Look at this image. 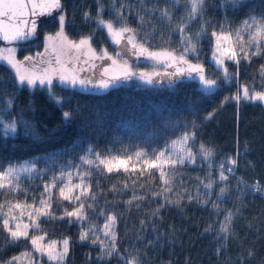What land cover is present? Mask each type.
<instances>
[{
	"label": "trees",
	"instance_id": "trees-1",
	"mask_svg": "<svg viewBox=\"0 0 264 264\" xmlns=\"http://www.w3.org/2000/svg\"><path fill=\"white\" fill-rule=\"evenodd\" d=\"M120 2L132 6L125 9L127 23L132 28H138L140 21L137 12L140 0H118V4ZM62 3L66 5L69 14L73 11V5L79 9L74 16L70 15L72 24L65 31L83 36L95 32L91 45L99 52L107 42L106 31L98 30L95 23L82 21L85 10L90 11L93 16L96 15L97 0H62ZM220 3L221 0L207 2L204 19L211 22L209 32L212 26L224 23L225 19L232 27H238L250 9L255 10L254 14L264 12V0H243L244 6L235 10L230 7L222 9ZM102 4L106 9L104 19H111L109 12L112 0H102ZM154 5L162 8L165 0H146L145 7L152 8ZM182 13L183 10L177 8L174 16L179 17ZM144 15L145 21L151 20L157 28L153 45L162 44L160 34H163L166 38L170 36L171 47L178 46L180 36L173 31L175 25L169 27L161 24L158 12L152 18ZM55 22L56 19L53 18L42 23L39 36L47 31L48 24ZM198 26L199 21H193L191 32L197 31ZM144 31L151 33L152 29L145 28ZM73 38L77 40L80 37ZM199 47L200 60L206 71L216 74L218 69L211 59L209 37L202 38ZM190 59L195 62L194 57ZM261 64H264V56L253 57L250 64L242 60L239 64L238 82L222 83L221 88L211 95L197 91L199 82L186 78L178 82L175 88H170L166 81L155 85L119 83L100 92H79L56 85L53 91L64 100L62 106L51 100L44 88L17 89L11 113L6 119H16L18 130L15 135L8 137H3L0 131V166L6 168L9 164L34 162L37 169L49 168L51 171L43 173L37 180V184H43L51 179L53 173L59 174L60 168L69 161L74 165L80 164L79 157L85 154L89 145L101 153L109 150L115 153L123 147H128L131 152L136 150L134 146L157 148L165 140L175 139L184 131V127L174 128L173 125L195 121L196 137L190 142L193 152L197 153L195 163L177 167L175 174L169 173L173 179L171 192L153 197V192L162 191L163 182L155 177L150 178L147 173L145 176H134L130 179L124 173H105L99 176L94 174L91 180L93 191L98 193L97 207L105 210V213L117 215L115 229L118 247L123 251L137 245L140 252L144 253V264H239L241 258H245L244 264H264V104L246 101L237 104L229 101L220 107L224 98L234 95L241 85H254L257 91L261 90L258 74ZM226 66L230 73L237 71V66L232 61H226ZM5 72L6 69L0 67V75H5ZM5 91L11 94L12 85L8 84ZM3 98L6 97H0ZM83 105L87 107L76 113L72 119L64 120L63 112H73ZM214 109L215 116L211 120H205L204 117ZM85 117L91 121L88 126H85ZM25 124L30 125V128L26 129ZM200 144L214 150L211 166L209 161L199 155ZM237 152L240 155L234 175L226 173L230 182L228 194L217 200L219 187L224 186L217 183L213 185L212 196H205L207 189L200 181L205 180L209 173L218 181L220 162L226 161L229 156H235ZM155 175L158 177L159 173L156 172ZM237 178L249 186L259 182L262 191L254 192L242 184L238 192ZM132 180L137 181L136 193L145 197L143 201H139V209H129L125 203L133 195ZM97 182L99 188L95 187ZM125 183L128 184L127 188L124 187ZM113 185L119 190L113 192ZM28 190L30 194L39 195L43 187L40 185ZM177 193L185 197L180 201L179 207L168 205L161 209L159 217H151L152 210L164 203V196L176 200ZM189 195H199L201 201L209 202L203 206L196 200L190 202L187 199ZM213 201L218 204L219 211L213 209ZM64 204L67 205V202ZM237 208L239 213L235 215L232 224L233 237L229 238L225 251L216 255L219 246L216 237L220 222L224 220L226 210L236 212ZM53 211L61 213L62 209L53 208ZM141 220L146 222L143 241L159 235L158 246L154 243L152 247H145L143 241L136 239L137 233L141 231ZM104 221L105 217L97 212L86 223L102 227ZM209 225H212L213 231L206 233L204 230ZM153 226L156 231H153ZM41 227L50 233L48 239L60 240L65 236L70 238V252L66 264H101L95 259L99 254V247L90 241H80L81 224H70L66 218L63 221H49ZM97 234L104 239L101 232ZM3 236L4 233L0 232V239ZM25 250L23 243L14 246L0 245V264ZM27 250L31 252L30 245ZM249 250L254 252V256L246 259ZM110 264H118L117 259L112 258Z\"/></svg>",
	"mask_w": 264,
	"mask_h": 264
},
{
	"label": "snow or ice",
	"instance_id": "snow-or-ice-1",
	"mask_svg": "<svg viewBox=\"0 0 264 264\" xmlns=\"http://www.w3.org/2000/svg\"><path fill=\"white\" fill-rule=\"evenodd\" d=\"M208 0H165L164 7L153 6L145 7L146 0H140V8L137 12V18L140 21L138 28H132L127 23L125 9L132 6L112 0L110 5L111 19H104L105 7L102 0H97L96 15L93 16L90 11H83L82 21L84 23H95L98 30L107 32L112 43L119 45L114 54H110L105 48L99 52L92 47L91 41L95 32L86 36H81L78 41L69 39L66 33V27H70L72 21L70 15L74 16L79 10L73 5V11L69 14L66 11V5L62 0H0V40L7 42L10 47H0V67L6 69L5 75H0V131L3 137L15 135L18 130V121L16 119H6L10 115L14 104L15 91L20 88H44L49 94V98L57 105L64 103L54 91L53 79L58 78L62 85H68L73 88L79 87L87 91L89 87L108 90L115 87L117 82H126L134 78L146 85L160 84L161 80L166 81L170 88L177 87L178 82L183 79L198 81L199 91L202 94L211 95L215 90L221 88L222 83H233L237 81L239 75V64L241 61L251 63L253 57L264 56V12L254 14L255 10L250 9L247 17L238 27H232L227 19L224 23L212 26L209 32L210 21L204 19L206 5ZM118 5V6H117ZM243 0H221L220 7L227 9L230 7L235 10L243 7ZM181 8L183 13L179 17L174 16V11ZM159 13L158 20L161 24L171 27L175 25L173 31L179 33L180 39L177 41V47H171L169 37L160 34L162 44L153 45V37L157 34L156 25L145 21V15L150 18L155 13ZM53 13H56L53 16ZM144 13V14H141ZM53 17L58 22V29L54 33H45L43 37V52L37 51L34 54L25 55L22 59L17 58L18 49L23 50V45L39 39L38 28L41 17ZM193 21H199L198 30L191 32ZM145 28H151L152 32L144 31ZM205 36L209 37L211 45L212 62L218 69L216 74L206 71L204 64L200 60V41ZM126 40V44H121ZM127 45H131L133 55L144 57L153 62L152 72H135L129 64L126 56L129 52ZM190 57L195 58L193 62ZM96 61H102L99 65ZM226 61H232L237 66V71L230 73L226 66ZM81 64L88 67H82ZM105 64L107 66H105ZM162 65L165 69L171 71H156L155 66ZM96 70L98 76L95 79L81 77L78 72ZM261 79L260 91L256 90L254 85H241L232 96L225 97L220 107L229 101H235L239 104L241 101L260 102L264 104V64L258 69ZM7 77V79L5 78ZM222 77V79H221ZM11 84L13 92L11 94L5 91V87ZM86 105L78 107L73 112H63V118L68 121L73 116L86 108ZM191 107V105H189ZM216 110L209 112L204 119L211 120L215 116ZM85 126L91 122L85 117ZM182 126L184 131L175 139L165 140L161 147L146 148L134 146L135 151H129L128 147L118 149L115 153L111 150L105 153L95 151L89 145L85 154L80 156V164L74 165L71 161L62 166L59 174L53 173L50 180L43 185V191L36 194H30L26 186L22 185V174H28L29 179L41 176L43 173L51 171L49 168L37 169L36 164L24 163L21 165L9 164L6 168L0 166V232L4 233L0 239V245L14 246L23 243L24 252L3 262V264H22L27 260L28 264H33L40 257H46V264H66L70 252V238L65 236L60 240L48 239L50 233L47 229L41 227L49 221L67 218L68 223H79L82 230L79 234L80 241H90L93 245L99 247V254L95 257L101 264H110L112 258H116L118 264H144V253L140 252L137 245L130 246V249L120 250L117 244V234L115 225L117 215L111 212L105 213V210L97 207L98 193L93 191L91 178L93 175L120 174L124 173L130 179L131 177H142L147 175L155 177L163 182L161 192H153V197H159L163 193L171 192L173 179L169 173L175 174L177 166L184 165L186 162L195 163L197 153L192 150L191 141L196 137V122L188 121L187 124H177L173 127ZM25 128L30 125L25 124ZM199 155L204 160L210 162L215 153L214 150L204 144L199 145ZM239 152L235 156H229L226 161H221L218 166V181L214 180L211 173L200 181L207 191L204 193L209 198L212 196L214 184H223L219 187L217 200L222 199L228 194L229 179L228 175L235 173L238 165ZM68 169L67 171L65 169ZM156 172L159 176L156 177ZM250 187L254 192H261L262 188L259 182L247 185L242 179L237 178V191H240V185ZM133 195L125 203L131 209H139L145 197L136 193L137 181L132 180ZM99 188V183L95 185ZM127 188L128 184L125 183ZM143 187V185H139ZM55 190V191H53ZM113 192L118 191L116 185L112 186ZM23 197V199H21ZM182 197L177 193V199L172 200L164 196V203H160L157 208L151 212V217L160 216L162 208L168 205L180 206ZM187 199L207 205L208 200L201 201L199 195ZM29 200L31 202L29 203ZM67 202V205L64 202ZM214 210L219 211L216 201L212 202ZM53 208L62 209L61 213H56ZM105 217L102 227L86 223L94 218L95 213ZM236 212L226 210L225 218L220 222L217 234L218 247L216 255L225 251L230 237H233L232 224ZM141 231L137 233L136 239L143 241L145 220L140 221ZM86 229V230H84ZM153 231H156L153 226ZM206 233L213 231L212 225L204 230ZM103 233L102 239L97 233ZM160 236L143 241L145 247H152L154 243L158 246ZM221 241L223 243H221ZM31 246L29 252L28 246ZM39 254V257L36 256ZM254 252L249 250L246 259H251ZM91 258V257H90ZM241 258L239 264H244Z\"/></svg>",
	"mask_w": 264,
	"mask_h": 264
},
{
	"label": "rangeland",
	"instance_id": "rangeland-1",
	"mask_svg": "<svg viewBox=\"0 0 264 264\" xmlns=\"http://www.w3.org/2000/svg\"><path fill=\"white\" fill-rule=\"evenodd\" d=\"M57 29H58V22L56 20L55 23H51V24H48L46 26V30L47 31L45 30L46 31L45 33H54ZM45 33H43L42 36H39V39L34 40V41H32V42H30L28 44L23 45V50L18 49L17 58L18 59H22L23 56L34 54L37 51L43 52L44 51V49H43V37H44ZM66 33L68 34L69 39H71V40H74L73 37H81V36H83V35L78 34V33H73V35H72L67 30H66ZM77 34H78V36H77ZM106 40H107V42L104 43L105 45L102 48L107 49L110 54H114V52L116 50H118V48L120 46L112 43V40H111L110 37H108L107 32H106ZM77 41H78V39H77ZM108 43H109V46H108ZM126 43H127L126 40L121 42L122 45L126 44ZM10 46L11 45H3V44L0 43V47H10ZM127 46L129 48V52H128L127 56H126V59L128 60L129 64L132 66L133 71H135V72H152L153 71V62L150 61V60H146L143 57H138L136 55H133V52L131 51V45H127ZM96 63L99 65L100 63H105V62L96 61ZM105 66H107V65L105 64ZM155 70L156 71H160V72L168 71V69H165L162 65H156L155 66ZM169 70H172V69H169ZM96 76H98V72H96V70H91L90 71V75L84 76V77L95 79ZM161 81L163 82V80H161ZM118 83H120L122 85L128 84V83L144 84L143 82H141V81H139V80H137L135 78L133 80H130V81L117 82V84ZM60 84H61L60 82H57V80L53 79L54 87L56 85H60ZM63 86L72 88L71 86H68V85H63ZM88 91L89 92L90 91L100 92V91H103V90L99 89V88H92L90 86L89 89L87 91H85V92H88ZM205 161H207V160H205ZM186 164H192V162H186L184 165H179L177 167L185 166ZM39 178H40V176H36L35 173H33V178L29 179L28 174L25 173V174H22L21 183H22V185L26 186L28 189H30V187H36L37 188V187H40V185L43 187L44 183L43 184H37V180ZM30 185H32V186H30ZM115 232H116V229H115ZM101 234L103 236L102 232H101ZM103 238L105 239V241L107 243V239L105 237H103ZM36 256L39 257V254H36ZM43 260L46 261L47 258L46 257H40L37 261H34L33 264H44ZM22 264H28L27 260L23 261Z\"/></svg>",
	"mask_w": 264,
	"mask_h": 264
},
{
	"label": "flooded vegetation",
	"instance_id": "flooded-vegetation-1",
	"mask_svg": "<svg viewBox=\"0 0 264 264\" xmlns=\"http://www.w3.org/2000/svg\"><path fill=\"white\" fill-rule=\"evenodd\" d=\"M82 67H85L87 68L88 66L87 65H80ZM78 75H80L81 77H84V76H88L90 75V71H85V72H78ZM55 80H57V82H59V79L58 78H54ZM119 84V83H118ZM61 85V84H60ZM63 86V85H62ZM65 87V86H64ZM69 88V87H68ZM70 89H73V90H76V91H79V92H85L83 91L82 89L76 87V88H70ZM104 91V90H103ZM89 92V91H88Z\"/></svg>",
	"mask_w": 264,
	"mask_h": 264
},
{
	"label": "water",
	"instance_id": "water-1",
	"mask_svg": "<svg viewBox=\"0 0 264 264\" xmlns=\"http://www.w3.org/2000/svg\"><path fill=\"white\" fill-rule=\"evenodd\" d=\"M55 15H56V13H53V16H55ZM52 19H53V17H49V16L41 17V18H40V21H39V27H40V25H41L42 23H44V22H48V21H50V20H52ZM38 34H39V28H38ZM0 43L3 44V45H8L7 42H4V41H2V40H0Z\"/></svg>",
	"mask_w": 264,
	"mask_h": 264
}]
</instances>
